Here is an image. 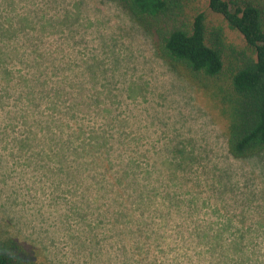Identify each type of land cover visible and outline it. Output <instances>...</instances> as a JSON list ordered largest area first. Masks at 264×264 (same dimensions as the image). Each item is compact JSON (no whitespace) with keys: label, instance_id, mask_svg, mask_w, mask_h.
Wrapping results in <instances>:
<instances>
[{"label":"rangeland","instance_id":"1","mask_svg":"<svg viewBox=\"0 0 264 264\" xmlns=\"http://www.w3.org/2000/svg\"><path fill=\"white\" fill-rule=\"evenodd\" d=\"M27 1L0 0V31L7 41L5 46L0 38V49L6 50L11 44L7 36L12 28L24 30ZM97 2L102 13L97 15L105 18V24L93 26L84 36L88 47L83 43L75 45L71 55L80 51L76 59L84 60L101 51L102 37L113 36L128 68L129 78L124 84L135 82L142 90L137 100L124 93V103L113 107L122 121L123 140H112L111 144L126 153L153 151L146 139L149 134L157 148L153 159L160 165L161 147L186 138L197 139L207 154L194 166H198V171L204 167L209 172L208 176L199 173L204 183L198 189L201 210L196 215H190L193 210L186 214L176 202L164 201L160 196L153 198L150 207L139 204L137 195L131 206L125 203L120 180L112 181L107 172L108 166L119 172L118 160H107L102 147L88 139L86 143L73 141V131L67 133L65 127L60 130L65 121L59 118L63 116L48 110L44 102L32 112L24 98L26 85L22 81L31 71L16 60L5 61L0 63V233L24 246L38 261L51 264H173V258L178 259L177 264H191L193 256H182L186 250L176 247L188 240V235L173 227H197L201 229L202 242L217 246L215 252L208 251L209 255L200 260L192 258V264H211L212 260L218 264H225L226 260L264 264V151L246 159L230 156L224 136L228 120L217 101L203 89L182 81L157 59L150 37L116 0ZM17 5L21 12L14 15L10 10ZM194 6L206 13L208 28L223 29L226 44L244 46L241 36L209 11L206 0H199ZM187 12L192 14L194 10ZM59 42V38L50 36L47 43L53 49ZM68 73L63 70L57 81L61 82ZM60 109L66 108L61 105ZM83 117L80 112L77 118ZM62 119H67V124L78 123L70 117ZM94 122L84 121L89 128H98ZM137 136L141 137L140 143L133 141ZM145 160L141 158L140 163L148 162ZM143 168L141 165L133 175L139 193L159 189V183L153 181L160 179L157 172L150 175ZM211 176L216 177L214 182ZM136 191L135 187L133 193ZM154 209L161 211L156 213ZM249 227L261 230L260 237L254 240L252 232H246ZM241 234L245 240L239 248L235 242ZM156 242H161V247L157 248Z\"/></svg>","mask_w":264,"mask_h":264},{"label":"trees","instance_id":"2","mask_svg":"<svg viewBox=\"0 0 264 264\" xmlns=\"http://www.w3.org/2000/svg\"><path fill=\"white\" fill-rule=\"evenodd\" d=\"M116 1L150 37L157 59L175 71L182 81L203 89L217 101L228 120L224 135L227 153L239 160L264 151V0H206L209 11L218 15L227 28L241 36L243 47L226 44L220 26L208 28L206 13L194 6L199 0ZM25 4L28 18L24 30L12 28L7 36L11 44L6 50L0 49V63L16 60L31 71L29 76L22 77L27 94L24 98L31 109H40V104L44 102L48 110L62 118L76 120L78 123L67 124V119L59 118L65 121H62L64 125L60 130L65 127L67 133L73 131V141L77 143L89 140L101 146L107 160L116 158L121 164L119 172L112 166H108L107 172L112 181L120 180L122 196H125L123 201L128 202L129 206L133 204L135 195L139 204L141 202L148 207L154 203L153 198L160 196L164 201L171 199L176 202L186 214L191 210L190 215L198 214L202 206L201 190L198 189L204 184L199 173L208 176L209 172L204 167L198 171V166H194L201 163L207 154L197 139L186 138L175 145L161 147L160 159H163L160 165L153 159L157 148L151 143L149 134L146 139L153 151L131 150L126 153L125 149L111 144L112 140H123L122 121L114 114L113 107L124 103V93L137 100L142 90L135 82L124 84L125 78H129L128 68L124 65L125 58L121 59L113 36L110 39L102 37L101 51L88 55L84 60L76 59L81 55L80 51L71 55L76 50L75 45L83 43L88 47V40L84 36L93 26L105 24V18L97 15L102 14L97 0H29ZM189 9L194 12L190 14L187 12ZM10 12L19 14L20 5L11 8ZM0 29L3 30L1 26ZM50 36L60 40L54 50L47 43ZM77 36L79 39H76ZM0 38L1 42H5L3 31H0ZM121 68L124 69L123 73L120 72ZM63 70L69 73L58 82V75ZM3 72L8 74L7 71ZM130 73L133 74L131 70ZM4 94L8 95L5 89ZM60 104L66 108L65 111L60 109ZM80 112L84 117L78 119ZM85 119L95 121L99 124L98 128H89L84 123ZM59 139H63L62 136ZM140 140L141 137L137 136L133 141L140 143ZM141 158L148 162L140 163ZM141 165L150 175L157 172L160 179L153 181L159 183V189L139 193L135 183L137 179L133 175L138 173ZM120 171L121 176L118 175ZM211 179L214 182L216 177L211 176ZM135 187L137 191L134 194ZM159 211L154 209L156 213ZM183 217L189 220L185 214ZM228 221L231 222L230 217ZM225 227L230 230L228 225ZM173 228H179L183 235H188L189 239L179 242L181 246L176 247L177 250L180 247L186 250L182 256H193L189 260L191 264L192 258L194 261L200 260L204 255L215 252L217 245L200 240V228ZM252 228L249 227L246 232H252L255 240L262 233ZM244 240V234L239 235L235 242L240 245L237 247L242 248ZM155 245L159 248L162 244L156 242ZM172 246L168 245V248ZM189 250H192L191 254ZM177 261V258L172 259L173 264H177ZM0 264L51 263L38 261L24 246L0 233ZM211 264L218 263L212 260ZM225 264L235 263L226 260Z\"/></svg>","mask_w":264,"mask_h":264}]
</instances>
